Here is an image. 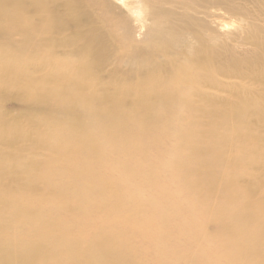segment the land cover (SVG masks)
I'll return each mask as SVG.
<instances>
[{"label":"bare ground","instance_id":"6f19581e","mask_svg":"<svg viewBox=\"0 0 264 264\" xmlns=\"http://www.w3.org/2000/svg\"><path fill=\"white\" fill-rule=\"evenodd\" d=\"M105 1L0 0V101L6 98L10 86L22 87L24 101H28L23 110L29 111L25 114L16 110L10 114L0 107V167L7 166L5 177H0V238L3 239L0 262L15 254L18 257L20 253L24 263H29L44 247L48 260L57 255H61L57 258L62 260L82 259L100 245L107 250L105 244L115 240L113 234L123 221L133 228L135 237L160 241L164 234L157 231V221L174 225L177 234L184 231L189 218H192L191 223L202 224L205 229L206 221L214 213L212 210L207 213L206 206L192 211L191 204L195 200L184 195L190 186L185 179L192 169L191 162L199 166L207 164L206 173L221 172V179L227 177L222 173H227L232 178L230 182L234 187L231 188L235 193L246 197L249 193L246 186L236 187L242 172L230 153L228 157L227 149L229 143L230 147L236 145L237 152L242 155V165L248 166L252 157L261 156L256 151L258 144L263 142L260 137L251 129L227 125L223 131L224 139L228 141L225 147L219 145L220 135L213 128L198 147L185 140L189 129L173 121L190 110L187 101L191 97L197 96L198 101L207 102L199 84L205 88L210 87L206 84L210 82L215 90L226 87L214 75L218 70H222L223 77L241 75L250 66L260 67L264 56L263 29L248 24L242 40L252 44L253 48L242 56L229 50L226 57L228 49L221 44L219 34L207 17L213 16L221 4H227L231 12L236 11L235 0H178L181 11H168L160 19L154 17L156 11L150 12V32L126 45L123 38L128 36L122 32L125 26L120 30L122 40L114 38L113 33L118 20L123 22V15L121 11L117 12L121 19L114 21L116 16L111 17L108 10L110 0ZM119 1L123 9L138 19L146 17L145 0ZM97 19L99 28L94 23ZM119 33L118 30L117 36ZM116 43L119 46L115 47ZM106 63H112L114 67L102 88V71ZM259 73L262 76L264 71ZM115 85L120 86L119 90L108 94L107 91L117 88ZM145 89H151L153 95H145ZM172 89L180 92L177 99L171 100L181 104L173 109H179L177 114L159 117L155 111H141L142 108L137 107V104L144 106L155 99L172 106L169 101ZM107 103L115 105L110 104L109 111L105 112L101 104ZM244 104L248 109L251 99H245ZM54 105H61L63 109ZM63 113L72 115L67 117ZM35 114H39L38 118ZM85 118L87 123L80 122ZM222 118L230 122L228 120L234 117L224 114ZM43 123L52 125V129L45 134V145L38 146L34 143L39 141L38 135L31 136L27 131L31 126ZM209 125L213 126L211 122ZM70 135H76V138L70 140ZM19 140L21 144L17 143ZM50 140L54 143L51 148L54 152L50 155L53 167L34 168L40 174L42 185H26L21 189L23 192H17L15 177L22 172V166L33 165L32 149L49 147ZM168 144L174 146L168 158L173 164L163 173L157 165L166 155L156 151L155 147ZM84 146L88 147L86 153L82 151ZM228 161L230 164L226 166ZM51 168L69 171L68 175L59 170L54 172L66 180L51 175ZM31 173V170L23 171L25 176ZM165 176L173 178L172 182H165ZM244 185L251 186L252 183ZM143 189L153 196L144 194ZM30 192L32 195L26 196ZM246 197L242 204L227 202L223 205L226 213L236 212L242 220L254 221L247 237L240 233L238 244L243 248L242 253L232 255L230 252L236 242L227 243L216 236L210 241V251L201 253L200 264H260L258 260L246 257L249 256L248 244H254V239L264 231V210L250 215L252 209ZM119 200H125L122 203L126 205H120ZM156 200L158 207L152 211L151 218L144 220L150 229L140 230L134 215L142 209L143 203L152 205ZM68 205L76 209L70 213L69 220L68 216L63 217ZM19 211L34 215L22 229L18 225L22 218L16 217ZM190 211L193 215L188 216ZM53 223L60 225L62 240H56L51 229ZM172 237L169 242H173ZM141 246L136 243L132 247L141 250ZM145 247L140 255L143 252L146 264H154L152 261L157 264L155 256L147 257ZM181 251L176 245L171 253L177 256ZM185 254L190 261L186 260V264H192L191 260L197 258L192 247L185 249Z\"/></svg>","mask_w":264,"mask_h":264},{"label":"rangeland","instance_id":"374dc122","mask_svg":"<svg viewBox=\"0 0 264 264\" xmlns=\"http://www.w3.org/2000/svg\"><path fill=\"white\" fill-rule=\"evenodd\" d=\"M117 1L119 0H110L111 8L108 10L111 17L112 15L116 16V18L113 19L114 21L121 19L119 18V15V17L117 16V12L121 11L120 14L123 15V22L118 20V23L113 29V33L114 38L121 39L120 34L122 35V32L125 31V34L128 36V38H123V43L126 45L132 40H140L145 32H150L151 25L148 21V15L150 12L156 11L154 17L160 19L164 17L168 11H181V8H179L177 5L178 0H145L143 6L147 15L144 19H138V17H136L130 11L123 9L120 1L119 3ZM131 3L134 4L133 1H131ZM235 3L236 6H238L236 7V11L231 12L227 9V4H221V8L213 13L214 17H207L211 26L216 29L217 33L219 34L221 38V44L228 49L225 54L226 57L229 56V50L235 51L237 55L242 56L244 53L253 48L252 44L245 43L242 40V37L245 33V28L248 24L257 25V27L263 29L264 31V0H235ZM94 23L96 24L95 27H101L98 19ZM123 26L125 27L122 31L121 27ZM118 30L120 33L117 36ZM113 42L114 41L111 38V43ZM116 46H119V44L116 43L115 47ZM113 67L114 65L112 63H106L103 66L102 74L104 75V80L101 82L108 81L110 79L108 74L109 71L113 69ZM260 70L264 71V56L262 58L260 67L254 69L253 66H250L248 69H245L241 75H224L222 77V70H218V72L216 74L214 73V75H216L220 81H223L226 84V87L220 86V90H215L211 87L213 85L210 82H206V84H208V86L211 88H204L199 84L198 88L200 91H203L204 95H206L205 100L207 102L198 101L197 96L191 97L187 101V105L190 110L181 113L182 115L179 114L180 116H178V118L173 121L176 122L178 126L182 125V127L189 129V133L187 134L185 140L188 142H193L198 147L203 144L201 140L206 139L210 128H213L219 133V145L223 144L225 147L227 140L224 139L223 131L227 125H240L238 127L241 129H251L253 133L260 137V139L263 141H261L262 143L258 144L256 149V151L261 156L252 157L248 166L242 165V155L241 153L237 152L239 148L236 145L230 147V143L228 145V157L230 153V157L234 158L238 162L237 169H239V172H242L238 176L239 178L237 180L236 187H248L249 193L247 197L244 196V194H237L233 191L231 188L233 185L230 182L232 181V178L225 172L222 174L227 177H225V179H221V172L215 171L210 174L206 173L208 169L207 164L199 166L195 165V162H191V171L188 167H186L190 173H188V177L185 179V181L190 186H188V190L186 189V191H184V195L195 200L194 204H191V210L194 211L199 206H206L207 213H209V210H212L214 213V216L211 217L210 220L206 221L205 229L202 227V224L191 223L192 218H189L185 222L186 226L184 231H181L179 234H177L174 232V225L165 224L163 222L158 223L157 221V231H160L164 234L163 240L160 241L158 239H145L143 236L140 238L135 237V235L132 233L133 228L130 225H126L123 221L120 225V228L113 234V238H115V240L111 239L105 244L107 245V250H104L102 245H100L97 249H95L94 252H92L91 255H86L85 258L76 260H62L57 258L61 257V255H57L55 258H52V260H48L45 255L44 247L39 249L38 253L32 257L29 263H24L23 259L19 257L20 253H18V257H16L15 254V256L9 257V259H4L2 262H0V264H146V259L143 252L142 255H140V251L145 247L144 245H146L145 248L148 250L147 257L151 258L152 256H155L157 258V264H186L185 261H189V259L185 254V249L191 247L194 253L197 255V258L192 259L191 263L200 264L202 263V258L200 256L201 253H208L210 251V241L216 238V236H219V239H223L227 243H229V241L231 243L236 242V244L233 246L232 252H230L232 255L237 256L238 254L242 253L243 248L240 244H238L240 233H244L245 237H247L248 231L253 229L254 221L249 218L242 220V216H237L236 212L226 213L223 211V205L226 206V204H228L227 202H232V204L233 202L235 204H242L241 201L243 197H246L248 200L247 202H249L250 205L249 208L252 209L249 212L250 215L253 213L260 214L264 210V74L261 76V73H259ZM256 71H259L257 73L258 76L255 75ZM37 76H39V74H37ZM20 77L21 75L18 78ZM105 84V82L102 83V88H105ZM165 86H167V84H165ZM116 87V89L113 88L107 91L108 94H115V92L119 90L120 86L117 85ZM161 87L166 88L164 86ZM242 87L249 90V92H244ZM237 88H239V90L236 91ZM52 90L53 89H51L50 93ZM50 93L47 94L50 95ZM100 93L102 94L103 92ZM179 93V91L172 89L169 92V101L177 99ZM127 94L130 96L129 91ZM144 94L149 96L153 95L151 89H145ZM24 98V88L10 86L6 90V98L0 101V107L10 114L14 113L16 110L19 112H24V105L28 102L24 101ZM126 98L127 96L125 99ZM245 99H251L252 104L248 107V109L244 108ZM117 101L120 102V100ZM151 101L154 102H150L144 106L137 104V107L142 108L140 109L141 111H155L154 113L159 115V117H162L166 114H177L179 109H173L181 107V104L178 101H171L172 106L170 103H160V101H157L156 99ZM110 104L115 105V103H107V105L101 104L103 106L102 110L108 112ZM54 106L57 109H63V106L61 105ZM28 112L29 111L26 110L24 113L26 114ZM30 114H32V112ZM224 114H229L234 118H232V120H228L230 122H226L227 119L222 118V115ZM65 115L69 117L72 115V113H63V116ZM35 116L38 118L39 114H35L34 117ZM88 119L91 120L90 117ZM34 120L38 119L35 118ZM80 122L87 123V120L85 118V121L81 120ZM209 122H211L213 126H210ZM239 128L237 129L240 130ZM50 129H52V125L43 123L42 125L38 124L33 125V127L31 126L27 132H29L31 136L38 135L39 141H35L34 143L38 144V146H44L46 140L45 134ZM70 131L72 130L70 129ZM95 135L97 136L98 134ZM75 138L76 135L69 136L70 140ZM121 138L125 140L126 136H122ZM48 139L49 138H47V140ZM17 143L21 144L22 141L19 140ZM52 145H54V143L50 140L49 147H39L36 148V150H33L34 148L32 149L30 156L32 155L34 157L33 165L28 163L22 166V172H18V175L15 177L18 181L15 186L17 192H23L21 189L26 185H42L40 182V174L36 173V169L34 168L38 167V169L41 170L45 169L46 166L50 167L53 165V160L51 159L52 157H50V155L54 152L53 149H51ZM173 147V145L169 144L167 146L160 145L155 147L156 151L166 155L157 165V169L161 170L163 173L166 172L173 164L168 159L174 151ZM87 149L88 147L84 146L82 148L83 153H86ZM36 159L38 164H36ZM198 159H200V156ZM229 164L230 161L226 163V166ZM6 168V165H2V167H0V177H5ZM25 170H31L32 173L30 176H25L23 174V171ZM55 171H58L63 175H65V172L68 175L69 171L66 169L60 170L57 168L50 169L49 173L51 175H55L57 177L59 176L61 181L66 180L60 175L54 173ZM71 174L72 172H70V175ZM172 180L173 178L171 177L165 176L164 178V181L168 183H171ZM246 182H251L252 185H244ZM96 183H94V186H96ZM143 191H146L144 194L149 193L151 196H153L149 190L143 189ZM31 195V192L29 195L26 194L28 197ZM119 198L120 195L118 196V199ZM124 201L125 200H119V204L121 203L120 205L125 206L126 204L122 203ZM30 206L31 204L27 206V208L30 209ZM156 207H158L157 200L152 205L143 203L142 209L134 215L135 220L138 222V225H140V230L144 229V231H147L150 229L144 220L152 217V211H154ZM74 210L76 209H71V207L68 205L67 210L63 212V217L68 216L69 220L71 216L70 213ZM192 211H190L191 213L188 212V216L193 215ZM16 217L22 218L18 220L20 221V223L18 222V225L20 224L19 227L22 229L25 228L24 225L31 221L34 215L32 216L31 213L24 214L19 211ZM219 223H221V225ZM51 229L55 234L56 240L63 239L61 227L58 225V223H53L51 225ZM106 231L109 230L106 229ZM171 237L173 242H169L168 240ZM253 242L254 244L250 243L247 246L249 256L246 258L256 259L260 264H264V231L259 234L258 239L255 238ZM1 243H3L2 238H0V245ZM136 243L141 244L143 249H134L132 246ZM79 245L82 246L83 243H79ZM85 245L87 244L85 243ZM176 245H178L182 251L177 256H173L171 251L175 249ZM220 252L222 253V251L219 249V253ZM152 262L156 264L155 261Z\"/></svg>","mask_w":264,"mask_h":264}]
</instances>
